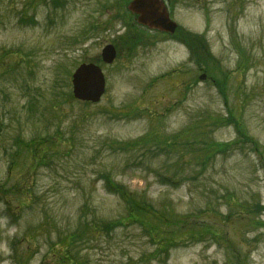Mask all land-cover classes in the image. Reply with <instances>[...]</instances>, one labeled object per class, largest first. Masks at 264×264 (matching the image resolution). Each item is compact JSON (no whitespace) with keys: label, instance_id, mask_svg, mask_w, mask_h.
I'll list each match as a JSON object with an SVG mask.
<instances>
[{"label":"rangeland","instance_id":"374dc122","mask_svg":"<svg viewBox=\"0 0 264 264\" xmlns=\"http://www.w3.org/2000/svg\"><path fill=\"white\" fill-rule=\"evenodd\" d=\"M129 1L0 0V264H264V0H164L174 35ZM89 62L94 105L69 95ZM111 183L183 220L182 242L158 256L155 231L105 229L126 215Z\"/></svg>","mask_w":264,"mask_h":264},{"label":"trees","instance_id":"16d2710c","mask_svg":"<svg viewBox=\"0 0 264 264\" xmlns=\"http://www.w3.org/2000/svg\"><path fill=\"white\" fill-rule=\"evenodd\" d=\"M33 142V141H32ZM47 143L50 145L49 141H46V139H37L34 141L33 144L38 145L39 149H41V153L45 150V148L42 147H48ZM32 144V143H30ZM166 144V143H165ZM171 144V143H169ZM172 145V144H171ZM229 145L225 144H218L216 145V148L213 149L217 152H221L223 149L228 147ZM30 148V147H29ZM169 148V147H168ZM211 149V145L207 146V150ZM35 152V151H34ZM46 157V154H42L40 156V159L43 160ZM113 193L117 194L125 203L126 207V215L123 218H119L117 222H105V229L109 231H113L116 229V226H122L123 222H126L129 220L132 223H139L145 230H148V232L155 231L152 233L154 236V245L156 247V255H167L169 250L172 248H175L178 246V244L182 241L178 239V237H181L183 234L181 233V226L183 224V220L175 218H169L165 217L163 214L156 211V209L153 207L152 203H150L147 200V196L145 194H138V193H130L126 189H124L121 186H114L110 185ZM142 195V197L138 196ZM158 225L156 226V224ZM115 223V224H114ZM197 226V225H196ZM195 226V227H196ZM201 229V230H200ZM199 231H188L187 237L190 240H194L193 238H196L200 233L205 232L211 234L214 239L215 233H212L210 229H206V227H200L198 229ZM147 232V231H146ZM147 232V234H149ZM71 239H74V235L70 236ZM79 239V238H78ZM152 239V238H151ZM77 240V239H76ZM180 241V242H179ZM236 253H232V258H236ZM67 257L59 256L55 259V261H58L62 264H72L71 261H67ZM231 264H238L236 261H233L230 259Z\"/></svg>","mask_w":264,"mask_h":264},{"label":"water","instance_id":"95a60500","mask_svg":"<svg viewBox=\"0 0 264 264\" xmlns=\"http://www.w3.org/2000/svg\"><path fill=\"white\" fill-rule=\"evenodd\" d=\"M129 11L138 15L137 22L159 31L173 33L176 24L170 21L161 0H133ZM115 58L114 48L109 45L102 51V60L111 63ZM73 96L81 101L95 103L104 92V78L101 70L92 65H81L72 76Z\"/></svg>","mask_w":264,"mask_h":264}]
</instances>
